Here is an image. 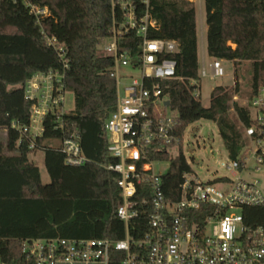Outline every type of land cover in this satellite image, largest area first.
I'll return each instance as SVG.
<instances>
[{
	"label": "trees",
	"instance_id": "obj_1",
	"mask_svg": "<svg viewBox=\"0 0 264 264\" xmlns=\"http://www.w3.org/2000/svg\"><path fill=\"white\" fill-rule=\"evenodd\" d=\"M124 1L132 2L137 17L146 13L143 0H0L2 263L24 264L26 239L125 237L124 223L117 216L119 176L106 169L117 161L108 152L105 129L117 106L115 59L99 49L102 41L112 38L114 25L125 21ZM204 2L207 53L213 59L232 61L235 72L242 62H251L252 98L264 89V0ZM148 9L158 24L149 37L179 44L177 51L161 55L160 60L176 61L178 78L161 86L179 119L180 134L200 119L212 120L229 156L238 158L250 143L245 129L258 124L249 105L233 100L239 92L238 82L233 87H215L207 107L195 95L191 81L201 80L196 4L191 0H149ZM140 43L135 31L118 38V47L129 52L133 69H141ZM51 71L63 75L58 85L61 92H73L74 108L64 114L61 107L50 110L42 135L33 138L12 124L29 125L33 102L26 98V84L34 74ZM74 136L87 158L81 166L68 165L61 150L63 139ZM34 151L44 152L49 183H43L37 162L30 158ZM169 160L163 189L174 197L190 166L183 154ZM243 214L248 224L264 225V207H245ZM147 220L135 218L131 233H143ZM111 264H119V260Z\"/></svg>",
	"mask_w": 264,
	"mask_h": 264
},
{
	"label": "built area",
	"instance_id": "obj_2",
	"mask_svg": "<svg viewBox=\"0 0 264 264\" xmlns=\"http://www.w3.org/2000/svg\"><path fill=\"white\" fill-rule=\"evenodd\" d=\"M143 2L146 13L142 17H137L132 2H122L126 19L120 26L114 25L113 36L103 47V53L115 59L117 84V106L105 124L108 152L117 161L106 169L119 176L117 216L124 223L125 237L26 239L24 264H111L115 260L119 264H264V225L248 224L243 214L245 207H264V182L243 176L264 172V89L248 102L258 124L245 129L250 143L238 158L228 154V160L221 163L231 175L201 179L183 151L175 156L169 152L173 147L182 150L186 130L180 134L179 119L174 112H167L171 106L165 104L169 98L161 86L178 78L176 61L160 60V56L174 53L179 44L149 37L158 24L149 12V0ZM129 31L141 39V69H135L141 75L125 83L120 68L130 66L131 57L118 47V38ZM208 66L212 80L226 74L220 59H213ZM202 71L206 75L205 63ZM62 77L59 71L33 75L25 91L33 102L30 123L22 128L13 123L14 128L35 138L42 135L50 110L61 107L62 114L68 112L64 109L65 92L58 85ZM191 82L196 86L195 95L201 96L200 81ZM61 150L68 165L87 162L78 136L63 139ZM181 154L190 169L182 174L179 194L169 197L163 189L166 173L158 172L155 163L169 162L170 168L169 159ZM140 216L147 217V224L143 233L135 235L130 225Z\"/></svg>",
	"mask_w": 264,
	"mask_h": 264
},
{
	"label": "rangeland",
	"instance_id": "obj_3",
	"mask_svg": "<svg viewBox=\"0 0 264 264\" xmlns=\"http://www.w3.org/2000/svg\"><path fill=\"white\" fill-rule=\"evenodd\" d=\"M196 6H200L201 0H194ZM108 40H104L100 43L99 49L103 51V47ZM206 64L208 67L209 61L212 59L206 56ZM222 65L225 69V75L223 77L216 78L214 80L209 77V69H206V75H203L202 67H200V94L201 102L204 106L210 105L211 93L217 86L233 87L236 82L239 83V92L234 95L233 100L237 101L242 106H247L249 99L252 96V63L244 61L237 68L235 72V66L232 61L222 60ZM120 72L122 74V80L125 83L131 82L132 78H139L141 72L135 70L132 67H121ZM237 73V74H236ZM64 109L69 111L74 108V95L71 90L65 92ZM168 113L174 112L171 107L167 109ZM175 113V112H174ZM0 131V135H1ZM199 142V145H198ZM52 144H57L53 141ZM214 149V153L211 152ZM183 151L186 158L190 161L192 167L199 174L201 179L207 180L214 175H231V173L221 166L222 162L228 160V152L225 148L224 142L219 134L216 122L207 119H200L186 128V142L180 147H173L169 149L170 155L175 156L177 153ZM30 158L35 160L40 168L41 177L43 183L50 182V176L44 164V152L34 151L30 154ZM156 170L161 173H167L169 170V162H156ZM217 171V172H216ZM244 177L255 178L264 182V172L254 173L249 175L243 173ZM210 233L211 228H208Z\"/></svg>",
	"mask_w": 264,
	"mask_h": 264
},
{
	"label": "crops",
	"instance_id": "obj_4",
	"mask_svg": "<svg viewBox=\"0 0 264 264\" xmlns=\"http://www.w3.org/2000/svg\"><path fill=\"white\" fill-rule=\"evenodd\" d=\"M194 1V0H191ZM197 8V27H198V55L200 61V67L205 63L206 69H209L206 64V56L212 59L207 53V31L208 25L206 23V8L204 0H201L200 6H196ZM211 63V61H209ZM209 65V64H208Z\"/></svg>",
	"mask_w": 264,
	"mask_h": 264
},
{
	"label": "water",
	"instance_id": "obj_5",
	"mask_svg": "<svg viewBox=\"0 0 264 264\" xmlns=\"http://www.w3.org/2000/svg\"><path fill=\"white\" fill-rule=\"evenodd\" d=\"M167 106H170V101L168 100V101H166V103H165Z\"/></svg>",
	"mask_w": 264,
	"mask_h": 264
}]
</instances>
